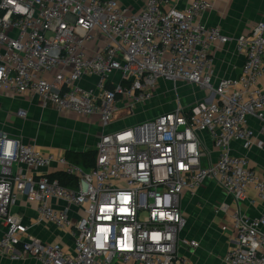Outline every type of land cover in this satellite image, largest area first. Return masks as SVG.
<instances>
[{
  "label": "built area",
  "instance_id": "1",
  "mask_svg": "<svg viewBox=\"0 0 264 264\" xmlns=\"http://www.w3.org/2000/svg\"><path fill=\"white\" fill-rule=\"evenodd\" d=\"M139 1L129 13L117 0H0V95L28 94L41 111L97 119L105 128L119 112L133 116L146 105L160 79L207 93L103 132L89 169L0 130V254L19 247L40 264H188L178 244H198L178 238L183 191L210 178L237 202L249 187L264 200L249 157L264 151V16L234 39L244 55L240 74L213 85L210 48L230 38L197 21L208 3ZM19 197L36 202L38 218L66 230L70 244L35 236L12 212ZM71 207L80 211L75 221ZM231 231L224 263L264 264V212L248 216L237 207Z\"/></svg>",
  "mask_w": 264,
  "mask_h": 264
},
{
  "label": "crops",
  "instance_id": "2",
  "mask_svg": "<svg viewBox=\"0 0 264 264\" xmlns=\"http://www.w3.org/2000/svg\"><path fill=\"white\" fill-rule=\"evenodd\" d=\"M205 1L208 7L201 12L197 21L207 27L220 28L230 38L226 43H214L209 51L212 58L211 82L216 85L222 78H236L240 74L244 55L235 49L234 39L248 33L252 26L264 16V0ZM117 3L126 8L129 13H137L141 7L139 0H117ZM187 87V104L205 96L198 87L189 85ZM193 88L199 90L195 95L190 92ZM39 106V100L28 94L16 97L0 95V130L21 139L24 143L33 144L44 153L64 154L65 157L67 150L74 152L95 150V143L103 132L141 121V118L136 117L132 122H127L129 115L119 112L113 125L103 128L97 119L61 114L52 108L44 110V114L38 120L41 121L40 126L21 123L25 118L16 117L18 109H27L28 113L40 114ZM172 109L173 106L170 110ZM147 118L152 117L145 115V119ZM202 138L207 150L211 151L212 144L207 135L203 134ZM249 157L250 166L257 177L264 181V151L252 152ZM49 203L55 208L64 207V204L56 199H50ZM237 207L248 216H257L264 212V200L258 199L254 188L249 187L246 189L243 200L237 202L231 194L225 192L210 178H206L192 191H183L179 198L183 225L178 238L180 241L193 240L198 244L196 247L178 244V252L187 257L188 264H225L223 258L235 243L231 223L232 213ZM12 212L20 215L23 222L31 226L32 233L43 242L50 244L60 242L65 247L70 244L66 230L38 218L36 202L19 197ZM78 214L80 211L75 207L69 209L68 215L72 221L76 220ZM0 264L40 263L34 258L25 256L19 247H15L6 254H0Z\"/></svg>",
  "mask_w": 264,
  "mask_h": 264
},
{
  "label": "rangeland",
  "instance_id": "3",
  "mask_svg": "<svg viewBox=\"0 0 264 264\" xmlns=\"http://www.w3.org/2000/svg\"><path fill=\"white\" fill-rule=\"evenodd\" d=\"M186 89H188L187 84H185L182 81L177 82L176 87H174L172 82L164 81L163 79H160L153 98L146 105L137 107L134 111L135 117L129 116V118L127 119V122H132L134 119H136V117L141 118V120H143L145 119V115H148V117H154L157 115V112L159 111L164 112V111L170 110L172 106L173 108H175L177 105L187 104V92H186L187 90ZM190 92H192L193 95H195V93L199 92V90H196L193 88L192 90H190ZM203 93L205 96L207 95V93L205 92ZM203 98L197 99L194 102H197L198 100H202ZM22 110L27 111V109H22ZM37 110L39 109L37 108ZM43 114H44V111H41L40 114H33L32 112L28 113L27 111L25 119L23 118L24 120H22L21 123H29L32 126L33 125L40 126L41 121H38V120L40 117H42ZM69 114H72V113H69Z\"/></svg>",
  "mask_w": 264,
  "mask_h": 264
},
{
  "label": "trees",
  "instance_id": "4",
  "mask_svg": "<svg viewBox=\"0 0 264 264\" xmlns=\"http://www.w3.org/2000/svg\"><path fill=\"white\" fill-rule=\"evenodd\" d=\"M66 157L70 162L76 165H79L83 168L89 169L94 165L96 152L94 149L87 150L84 152H74V151L67 150ZM51 177L57 178L58 181L64 186H70V187L75 186L74 179L62 173L53 174Z\"/></svg>",
  "mask_w": 264,
  "mask_h": 264
}]
</instances>
